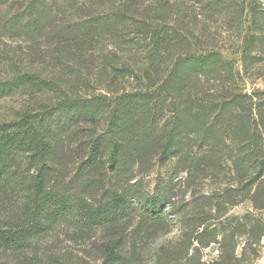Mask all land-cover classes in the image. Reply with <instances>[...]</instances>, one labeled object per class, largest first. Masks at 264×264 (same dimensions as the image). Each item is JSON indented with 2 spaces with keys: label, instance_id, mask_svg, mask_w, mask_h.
I'll return each mask as SVG.
<instances>
[{
  "label": "trees",
  "instance_id": "obj_1",
  "mask_svg": "<svg viewBox=\"0 0 264 264\" xmlns=\"http://www.w3.org/2000/svg\"><path fill=\"white\" fill-rule=\"evenodd\" d=\"M8 1L0 0L2 33L32 41L44 34L52 39L81 38L88 46L109 34L113 46L127 45L143 55L145 64L138 77L143 82L133 91L65 95L28 109L15 120L0 122V251L19 258L33 252L61 224L74 222L80 227L75 233L80 238L100 227L117 235L105 240L103 264H136L139 236L164 220L168 203L167 196L135 188L134 176L126 178L131 163L145 165L150 159L161 163L176 159L178 165L197 167L231 157L244 181L242 191L256 209L264 210V91L247 92L239 86L247 77L263 73L256 68L264 59V8L257 0L248 6V25L238 50L241 66L226 58L214 42L195 47L194 29L181 19L183 1L23 0L15 12L5 10ZM197 1L202 14L225 12L230 2L235 7L238 2ZM67 10L69 22L60 23L59 14ZM130 25L133 32L125 33ZM205 29L199 30L202 36ZM15 84L41 91L62 88L57 80L28 73L18 76ZM13 87L14 82L2 84L0 92ZM102 121L106 130L98 134ZM87 125L89 130L84 132ZM189 142L199 149L189 150ZM74 145L78 150L84 147L82 157L87 158L81 168L85 173L101 165L108 154L107 163L121 175L117 185L103 184L105 194L100 199L72 193L65 182L66 160ZM137 216L134 251L126 256L121 251L125 231L113 228ZM226 225L246 226V231L247 226H264L251 216ZM256 231L250 228L247 233ZM195 237L203 243L201 236ZM184 259L175 256L166 264H184Z\"/></svg>",
  "mask_w": 264,
  "mask_h": 264
},
{
  "label": "rangeland",
  "instance_id": "obj_2",
  "mask_svg": "<svg viewBox=\"0 0 264 264\" xmlns=\"http://www.w3.org/2000/svg\"><path fill=\"white\" fill-rule=\"evenodd\" d=\"M22 1L9 0L5 10L17 11ZM179 1H183L185 8L182 21L194 29L191 38L195 47L200 49V46L205 48L216 43L226 58L241 66L238 50L243 43L249 19L248 6L252 0H237L238 7L230 2L225 12L205 11L204 14L200 1ZM257 1L264 8V0ZM70 16L69 10L61 12L59 22H69ZM227 20L231 23H225ZM202 26L206 28L203 36L199 31ZM131 32L133 26L130 25L125 33ZM98 42L88 46L81 38L71 40L62 36L52 39L45 34L32 41L0 31V85L14 82L12 90L0 92V122L15 120L24 111L36 109L42 103H54L65 95H116L140 86L143 81L138 77L145 64L143 55L136 54L127 45L119 49L113 46L109 34ZM261 55L264 58V50ZM122 65L127 66V71L121 70ZM256 68L263 70L262 76L247 77L245 83L240 82L244 91H264V59ZM25 73L57 80L62 88L41 91L28 84H15L17 77ZM110 87L113 91H108ZM57 116L61 119L59 114ZM97 128L98 134H102L106 130L105 121ZM88 130L87 125L84 132ZM225 137L227 147L231 146L230 138ZM189 143V150L199 149L195 142ZM78 148L74 145L68 152L65 182L69 183L72 193L100 199L105 194L103 184L106 183L107 188L117 185L121 175L107 163L108 154L101 165L85 173L81 164L87 157H82L84 147ZM230 159H224L220 164L200 163L197 167L178 165L176 159L165 163L150 159L145 165L130 164L126 178L134 176L131 184L136 185L135 188L146 194L167 196L168 201L164 207V220L148 226L147 232L139 236L136 264H166L175 256H185L184 264H264V226H247L257 230L255 234H248L246 226H235L234 229V226L226 225L243 216L257 217L264 224V210L256 209L247 193L242 191L244 181ZM138 223L137 216L113 228L125 231L121 251L126 256L133 254V231ZM79 228L74 222H65L46 236L33 252L19 258L0 251V264H103L105 240L117 235H113L108 227H100L84 239L75 234ZM195 236H201L203 243Z\"/></svg>",
  "mask_w": 264,
  "mask_h": 264
}]
</instances>
